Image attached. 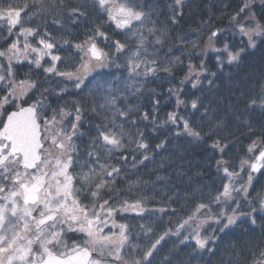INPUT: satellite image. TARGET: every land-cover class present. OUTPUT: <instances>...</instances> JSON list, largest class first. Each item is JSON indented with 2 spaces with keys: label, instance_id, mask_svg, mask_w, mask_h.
<instances>
[{
  "label": "snow or ice",
  "instance_id": "1",
  "mask_svg": "<svg viewBox=\"0 0 264 264\" xmlns=\"http://www.w3.org/2000/svg\"><path fill=\"white\" fill-rule=\"evenodd\" d=\"M165 7L167 22L177 25L189 5L188 0H172ZM156 14L151 4L140 0H76L74 7L66 0H0V40L6 45L0 48V264H155L163 244L172 238L178 241L177 247L191 245L194 252L214 255L222 235L238 222L248 220L256 225L257 217L264 218V189L252 195L254 176L264 175V122L259 135L247 125L248 135L256 138L246 147L247 158L235 164L225 159L228 136L219 134L224 122L211 123V115L217 111L212 102L206 105L201 97L186 102L179 98L182 89H169L177 93V109H187L189 104L196 111L203 108L207 126L179 111L167 113V119L157 123L159 100H153L149 110L127 103L129 97L142 94L139 80L158 71L171 74L172 68L182 63L175 57L164 66L157 59L158 51H148L145 30L154 36V45L163 46L162 38H167L166 31L151 19ZM221 15L227 16L231 27L214 26L215 17L204 21L208 35L200 52L216 54L218 71L226 65H239L246 49L264 45V0H238L232 11H222ZM37 18L40 22L30 26ZM82 23L91 25L84 30L83 39L67 38L77 35L67 25L78 28ZM145 24L152 27L144 29ZM109 25L124 39L110 35L105 30ZM134 25L140 27L133 30ZM49 27L64 30L67 36H54ZM129 32L134 40L126 35ZM198 47L197 41L191 42V48ZM60 51L67 54L62 56ZM120 59L123 64L118 63ZM25 62L42 70L46 78L58 77V90L43 87L47 79L18 74L14 65ZM199 67L196 71L195 65L188 64L185 80L191 81L192 88H197L199 77L208 73L203 62ZM113 70H123L121 77ZM208 74L216 76L215 72ZM208 84L212 86L214 80ZM70 91L80 99L51 106L50 96L59 101ZM245 104L250 110L264 109V86ZM86 113L100 122H86ZM145 122L151 124V133L157 128L166 130L159 143L150 141L138 126ZM86 136L90 140L87 159L81 161L75 141ZM174 139L187 142L185 151L209 153L204 159L212 162L209 168L214 165L213 183L218 180V186L206 190L188 172H174L184 185L183 194L173 185L175 198L169 196L158 202L159 207H149L157 202L155 196L143 195L149 182L129 176L138 174L148 163L157 168L169 163L171 156L180 153L179 145L168 147ZM161 151L171 155L162 156L157 164ZM179 158L185 159L183 154ZM194 175L204 178L201 172ZM118 181L126 182L123 189L117 187ZM77 183L84 187H76ZM176 204L180 207H173ZM125 214L139 218L170 215L167 221L159 220L166 225L163 231L139 224L140 231L133 236L134 229L123 222ZM69 234H79L80 239L70 241ZM243 246L246 264H264V235L258 242L244 241ZM237 247L233 244L231 250L235 252Z\"/></svg>",
  "mask_w": 264,
  "mask_h": 264
},
{
  "label": "trees",
  "instance_id": "2",
  "mask_svg": "<svg viewBox=\"0 0 264 264\" xmlns=\"http://www.w3.org/2000/svg\"><path fill=\"white\" fill-rule=\"evenodd\" d=\"M69 6L74 7L76 0H66ZM141 3L151 4L157 14L153 15L151 19L156 21L157 26L164 29L167 33V38L164 39L163 46L154 45L152 41L154 36H149L147 31H144V35L147 37V47L149 52L158 51L160 63L164 66H168V60L170 58L179 57L182 63H178L172 68L171 74L158 71L153 76L139 80V83L143 85L142 94L137 97H129L127 100L128 104L138 106L141 110H149L152 107L153 100H159L160 104L157 106L156 117L157 123L167 119V113L173 111H179L181 115L186 118L200 121L201 123L207 124L209 120L204 117L202 113L203 108L198 111L191 109L190 104L187 109L181 106L180 109L176 108V96L175 91L169 92V89H182L179 92V98L189 102L192 99L201 97L204 103L207 105L212 102V106L217 109L215 113L211 115V123H215L217 120H222L225 127L220 131V135H227L229 148L225 159H229L235 164H239V159L247 158L246 147L251 140L255 139L254 136H249L248 124H251L254 129H257V135H259V126L264 122V109L250 110L246 107L245 100L248 98H255L261 92L262 86H264V45L256 49H246L247 55L243 56L242 62L239 65L225 66L222 70L218 71V65L216 63V54L211 50H206L204 55H200L201 49L205 48V42L207 40V29L203 22L209 20L210 17H215L212 20V24L220 28H229L231 25L227 21V16H222V11H232L237 5L238 0H188V10L185 11L184 19L179 21L177 25H173L167 22V8L165 5L170 4L172 0H140ZM229 5V8L225 9L224 5ZM67 19V17H65ZM93 19H96L93 17ZM39 18L32 21L30 26H35L39 23ZM99 23V19H97ZM91 25L89 23H82L78 28L73 27L71 24L67 25V28L71 29L72 32L77 33L76 36L67 37L69 39L80 40L83 39V32L86 28ZM139 25H134L133 30ZM152 27L151 24H145L144 29ZM48 30L53 33L54 36H67L66 31L58 30L53 27H49ZM110 35H114L115 39L123 40L124 37L120 34L119 30H115L113 26L109 25L105 28ZM199 31L201 34L197 36L195 33ZM6 35V33H4ZM133 40L132 33H126ZM178 37L182 39H178ZM197 41L199 43L198 48H191V42ZM31 43H35V40L31 39ZM259 43V42H258ZM103 47V45H101ZM243 47V44H238ZM6 47L3 40H0V48ZM219 47V45H217ZM171 49L169 52L168 49ZM60 55L64 56L67 53L60 51ZM75 55V53H72ZM123 59H120L118 63L123 64ZM191 62L195 65L196 71L200 70V64L203 62L204 66L208 69V73L215 72L216 76L212 77L208 73L200 76L199 79L201 84L197 88H192L191 81L185 80L188 75L189 68L188 64ZM18 74L20 73H31L32 78L40 79L44 81L47 79V83H44L43 87L58 90V77H47L42 70L36 69L34 66L29 65L27 62L21 66L14 65ZM121 71L113 70L117 78L121 77ZM125 76L127 73H123ZM19 79H24L23 75H18ZM193 79H195L193 77ZM214 80V84L209 86L208 80ZM184 81L183 84L180 81ZM131 83V81H129ZM60 87L65 85L60 84ZM71 88L70 85H68ZM154 90V91H153ZM49 99L52 101L51 106L56 107L57 103L63 104L64 101L70 99L79 100L80 96L74 92H69L65 95L62 100L57 101L55 97L50 96ZM123 106V105H121ZM86 122L99 123L98 119H94L92 114H85ZM138 126L145 130L146 136L149 140H155L156 143L160 142V139L166 135V130L157 128L155 133H151V124L139 123ZM175 129H167V131H174ZM207 130V127H205ZM82 131L88 132L87 128H82ZM235 141H239L236 143ZM76 144L80 149V160L85 161L86 157V145L90 143L89 138L86 136L83 139H77ZM210 144L211 141L209 140ZM179 145L180 153L175 156H171L169 163L163 164L162 167L157 168L156 164L148 163L147 167L139 169L138 174H131L130 179L135 180L142 178L148 181V185L145 187L143 195L155 196L156 201L149 203V207H159V201H166L169 196L176 197V191L172 190L173 185L177 186L180 195L183 194L184 185L180 184V181L173 175L174 172L185 171L188 172L192 179L197 185L208 188H216L219 181L213 183L215 178L214 165L209 168L212 162L204 159L209 153L196 152V150L189 149L188 151L196 152L195 155H189L188 151H185L187 142L183 139H174L168 146L169 149ZM183 154L185 159L181 160L179 156ZM170 152L161 151L156 157V163H160L162 156H170ZM219 159V156L216 157ZM190 163V166H189ZM177 165H183L182 168ZM80 171L79 168L76 169ZM84 171H87L85 168ZM195 172H201L204 174L203 179H199L194 175ZM157 176L164 179L157 180ZM126 182H117V187L123 189ZM255 191L252 195L255 196L256 192L264 189V175L258 174L255 181L253 182ZM76 187H84L77 183ZM129 199L133 197H128ZM83 199V197H81ZM180 203H184L183 200ZM173 207H180V204L173 205ZM169 215L150 216L145 214L144 218L136 217L134 214H125L126 222L134 229L133 236L140 231L139 224H151L156 231H163L166 225L160 224L159 220L163 219L167 221ZM119 220V217H117ZM256 225H251L248 220L238 222L232 231L222 235V239L215 246V254L208 252L197 253L194 252L193 246L188 247H177L178 241L172 238L168 242L163 244L158 256H156L155 264H165L166 260H172L173 264H246V256L243 246V242L246 240H252L258 242L259 238L264 235V229L261 225H264V218L257 217ZM135 243H143V240H134ZM237 245L235 252L231 250V245Z\"/></svg>",
  "mask_w": 264,
  "mask_h": 264
},
{
  "label": "flooded vegetation",
  "instance_id": "3",
  "mask_svg": "<svg viewBox=\"0 0 264 264\" xmlns=\"http://www.w3.org/2000/svg\"><path fill=\"white\" fill-rule=\"evenodd\" d=\"M117 219H118V218H117ZM68 239H69L70 241H71V240H78V239H80V236H79V234H76V235L69 234Z\"/></svg>",
  "mask_w": 264,
  "mask_h": 264
},
{
  "label": "rangeland",
  "instance_id": "4",
  "mask_svg": "<svg viewBox=\"0 0 264 264\" xmlns=\"http://www.w3.org/2000/svg\"><path fill=\"white\" fill-rule=\"evenodd\" d=\"M30 42H31V38H30ZM0 63H3V61H2V60H0ZM25 63H26V62H25ZM257 175H258V174H256V175L254 176V181H255V179H256V177H257ZM254 181H253V182H254ZM242 203H243V202H242ZM244 210H245V211H247V209H246V208H245Z\"/></svg>",
  "mask_w": 264,
  "mask_h": 264
}]
</instances>
